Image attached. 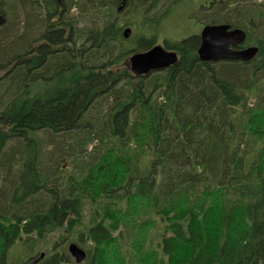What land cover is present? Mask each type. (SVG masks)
Here are the masks:
<instances>
[{"label":"trees","instance_id":"16d2710c","mask_svg":"<svg viewBox=\"0 0 264 264\" xmlns=\"http://www.w3.org/2000/svg\"><path fill=\"white\" fill-rule=\"evenodd\" d=\"M183 1L0 0V264H77L57 233L80 264H264V0L188 13L253 61L202 62L192 33L134 77ZM17 242L45 251L10 262Z\"/></svg>","mask_w":264,"mask_h":264},{"label":"water","instance_id":"95a60500","mask_svg":"<svg viewBox=\"0 0 264 264\" xmlns=\"http://www.w3.org/2000/svg\"><path fill=\"white\" fill-rule=\"evenodd\" d=\"M131 34L130 28L123 30L124 39H128ZM199 36L200 45L197 54L202 62L249 63L258 53V48L255 46L242 47L246 40L245 32L239 28H232L229 24L204 25ZM128 61L131 74L138 78L175 65L178 55L174 51L166 50L163 45H155L146 52L131 55ZM68 252L77 264L86 259V252L76 244H70Z\"/></svg>","mask_w":264,"mask_h":264},{"label":"rangeland","instance_id":"374dc122","mask_svg":"<svg viewBox=\"0 0 264 264\" xmlns=\"http://www.w3.org/2000/svg\"><path fill=\"white\" fill-rule=\"evenodd\" d=\"M205 1L207 0H184L183 3H181L180 7L175 8V10L173 9V11L171 12L168 11L167 14L165 15V19L160 23V26L158 28V38L156 41L157 44H162L163 40L166 38L176 40V39H180L181 37L191 35L192 33H199L200 27L198 29L196 26H194L193 22L188 19V13H191L192 11H197V12L200 11V10H197V6ZM216 1L219 2L222 0H216ZM201 11L203 12V10ZM8 23H9V20H8ZM126 28H130L133 32H135V30L131 26H128ZM20 30L21 32H23L22 22L20 24ZM37 30H39L38 27H37ZM128 69L130 70L129 61H128ZM89 217H90V211H87L85 214V224L86 225L89 222ZM69 239H70V236H69ZM69 239L65 238V234H64V237H61L58 233L51 234L47 238L48 247L46 245V248L50 249L54 243L61 241L59 245L60 246L59 249L61 247H67L68 249L70 244H76L74 242H69ZM39 245L40 244H37L36 246L39 247ZM38 247L36 248L37 250H39ZM80 248L83 249L87 254L88 249H84L82 247ZM36 249L35 248L33 249V247H31L27 243L17 242L9 250L8 259L10 262L13 260L19 261V262L23 261L27 259V257L35 254V251H37ZM44 251H45V248L41 247L40 245V252H44Z\"/></svg>","mask_w":264,"mask_h":264},{"label":"flooded vegetation","instance_id":"af4514ba","mask_svg":"<svg viewBox=\"0 0 264 264\" xmlns=\"http://www.w3.org/2000/svg\"><path fill=\"white\" fill-rule=\"evenodd\" d=\"M214 1H216V0H207V1H205V2H203V3H201V4H199L198 6H197V10H203V11H205V10H207V9H209V8H211L212 7V3L214 2ZM204 27V24H200V30H199V33H198V35H200V31H201V29ZM200 37V36H199ZM155 45H163V42H162V44H155ZM164 46V45H163ZM243 47V46H242ZM248 47V46H247ZM153 73H150L148 76H141V77H138V78H145V77H150L151 75H152Z\"/></svg>","mask_w":264,"mask_h":264}]
</instances>
